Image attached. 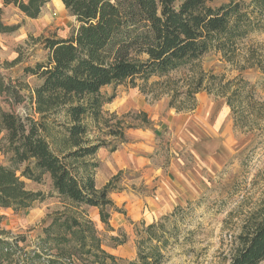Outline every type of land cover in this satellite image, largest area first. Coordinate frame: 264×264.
Here are the masks:
<instances>
[{
  "label": "trees",
  "instance_id": "trees-1",
  "mask_svg": "<svg viewBox=\"0 0 264 264\" xmlns=\"http://www.w3.org/2000/svg\"><path fill=\"white\" fill-rule=\"evenodd\" d=\"M2 1L37 19L49 0ZM61 1L79 26L68 38L54 35L35 39L46 50V58L25 66L23 71L39 84L32 87L0 72V95L10 106L7 110L0 105V153L6 159L0 163V207L27 211L44 201L45 193L27 188L26 180L41 183L48 176L52 189L67 207L45 219L38 245L43 253L33 251L34 257L27 262L36 258L40 264H163L168 243L161 230L163 224L154 222L141 229L137 259L123 262L102 249L95 222L79 210L85 206L98 208L106 226L110 225L111 210L120 211L110 198L115 190L112 180L103 188L96 186L92 171L99 163L94 155L110 145L107 137L119 140V144L127 142V129L135 127L123 124L121 119L111 122L117 116L107 115L103 106L116 94L106 96L102 90L127 81L134 84L137 79L148 82L152 77L163 78L194 66L213 49L231 63L244 60L264 72L263 57L254 51L241 53L242 41L264 29V0H229L217 6L211 4L213 0ZM2 15L0 7V33L15 32L19 25L6 24ZM20 61L19 56L4 65L8 68ZM210 78L199 70L185 85V91L176 90L174 95L179 97L183 92L184 103L191 102L195 109L197 93L216 92L235 111L233 99L241 94L243 86L253 87L241 79L237 90L227 91L223 83L215 85L217 75ZM26 99L28 112H16L13 106ZM174 105L171 101V107L185 109ZM141 115L148 123L147 114ZM93 128L101 136L92 135ZM53 129H59L58 136L52 135ZM116 149L118 144L110 147L112 152ZM6 234L0 227V259L12 254L13 244ZM240 237L234 264L264 261V222ZM25 240L18 237L16 244Z\"/></svg>",
  "mask_w": 264,
  "mask_h": 264
},
{
  "label": "rangeland",
  "instance_id": "rangeland-1",
  "mask_svg": "<svg viewBox=\"0 0 264 264\" xmlns=\"http://www.w3.org/2000/svg\"><path fill=\"white\" fill-rule=\"evenodd\" d=\"M228 1L213 0L211 4L217 6ZM0 7L6 24L19 25L15 32L0 33V72L35 87L39 80L23 71L25 66L36 65L46 58V50L35 39L54 35L68 38L79 22L60 0H49L37 19L26 16L14 5L6 6L2 0ZM242 42L241 53L254 51L264 58V29ZM19 56L21 61L15 66L4 65ZM242 66L245 68L241 69ZM199 70L208 80L212 74L217 75L215 85L223 83L227 91L237 90L241 79L253 87H242L241 94L233 99L235 111L227 105L225 97L207 90L196 94V108L192 109L191 102L184 103L183 92L179 97L174 94L176 90L185 91V85ZM102 93L116 94L112 102L103 106L107 115L117 116L111 122L121 119L123 124L135 127L127 129V143L119 144V140L107 137L110 145L94 155L99 163L92 171L96 186L103 188L112 180L115 190L110 198L120 211L111 210L112 220L106 226L97 209L87 206L79 209L95 222L102 249L123 262L136 260L140 230L157 222L163 224L161 230L168 239L163 264H234L233 256L242 242L240 236L264 222V72L244 60L231 63L213 49L192 67L181 68L163 78L152 77L148 82L137 79L134 84L127 81L109 85ZM4 99L0 95V105L8 110L10 106ZM171 101L185 109L178 111L170 106ZM29 107L28 99L13 106L20 114L28 112ZM142 112L147 114L148 123ZM136 129L151 133L147 140L152 149L146 154L154 167L161 168L160 177L164 179L160 182L170 189L173 200L165 210L157 209V202L160 203L157 190L145 182L142 169H118L111 164L114 155L110 147L118 144L120 151L133 143ZM91 133L101 136L97 129ZM52 135L58 136L59 129H53ZM50 140L53 142V137ZM5 162L0 154V163ZM26 185L42 191L46 197L27 211L0 207V227L7 231L6 237L13 244L11 256L1 258L0 264H40L36 258L26 260L34 257L33 251L43 253L38 248L43 223L49 215L67 207L52 189L48 176L41 183L28 179ZM18 237L26 240L17 245Z\"/></svg>",
  "mask_w": 264,
  "mask_h": 264
},
{
  "label": "crops",
  "instance_id": "crops-1",
  "mask_svg": "<svg viewBox=\"0 0 264 264\" xmlns=\"http://www.w3.org/2000/svg\"><path fill=\"white\" fill-rule=\"evenodd\" d=\"M133 134V143L128 144L120 151L118 149L113 152L111 151V153H113L114 155L112 157L111 164L117 165L118 169L124 167H134L142 169L144 174L143 177L146 180L145 182H150V184L153 185L157 190V197L159 198V200H157L160 202H157V209L163 210L164 208L169 207V205L172 204L173 200L171 198L172 196L170 194V189H167V187L162 185L160 182L164 179L163 177H160L162 175L161 168L159 166L154 167L153 163L151 162V158L146 154L150 151V149H152V146L148 144V140L151 138V133L147 130L136 129ZM127 142H124L122 144H125ZM157 181L159 182L157 183ZM90 208H93V210L97 209L99 214L98 208L92 206ZM161 213L165 212L162 211Z\"/></svg>",
  "mask_w": 264,
  "mask_h": 264
},
{
  "label": "bare ground",
  "instance_id": "bare-ground-1",
  "mask_svg": "<svg viewBox=\"0 0 264 264\" xmlns=\"http://www.w3.org/2000/svg\"><path fill=\"white\" fill-rule=\"evenodd\" d=\"M61 1V0H60Z\"/></svg>",
  "mask_w": 264,
  "mask_h": 264
}]
</instances>
